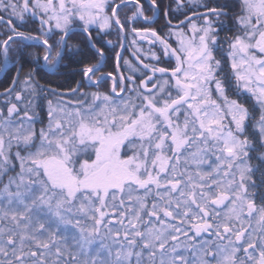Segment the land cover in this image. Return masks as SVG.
Listing matches in <instances>:
<instances>
[{
	"label": "snow or ice",
	"instance_id": "snow-or-ice-1",
	"mask_svg": "<svg viewBox=\"0 0 264 264\" xmlns=\"http://www.w3.org/2000/svg\"><path fill=\"white\" fill-rule=\"evenodd\" d=\"M148 4L0 0V264H264V0ZM82 44L81 80L41 83Z\"/></svg>",
	"mask_w": 264,
	"mask_h": 264
},
{
	"label": "trees",
	"instance_id": "trees-1",
	"mask_svg": "<svg viewBox=\"0 0 264 264\" xmlns=\"http://www.w3.org/2000/svg\"><path fill=\"white\" fill-rule=\"evenodd\" d=\"M169 3L168 0H165L164 4ZM127 9H124L121 12V16L123 17L125 14H127ZM31 30L35 34L36 28L38 27L37 24H33L30 26ZM23 30V29H22ZM115 31L112 32V38L110 35H108V39L111 41H115L116 44L119 43V38H113V35H115ZM115 37V36H114ZM3 32L2 29H0V39H3ZM106 36H102V38L99 39V42L97 44V47H105L104 46V40ZM83 38L79 35H76L73 37V43L76 42H81L82 43ZM83 53L80 56L76 55H66L64 61L58 66V69L54 73H48L45 70L40 73V79L41 83L49 84L54 88L64 90L66 87L74 86L76 81H79L82 79V76L80 74V70L83 67L84 64L87 63H95L99 57H96L93 55L94 51L88 48L86 45H83ZM119 47L117 46L115 49L112 48L113 53L111 54V57L104 63V66L102 68V71L105 72L106 69H110L114 67V52L117 51ZM28 51L36 53L42 57L43 55V49L42 47L39 46L37 43L36 46L31 47L28 49ZM110 56V55H109ZM113 57V58H112ZM83 59V64L78 63L79 60ZM3 58L0 56V62H2ZM42 59L40 60L41 63ZM10 66L7 67L6 70H4V74L1 75L0 71V91H2L4 88L8 87L11 83L12 77L15 75V65L14 63L10 60ZM108 65V66H107ZM32 64H26L25 66V71L28 70V67H31ZM107 66V67H106ZM43 103V102H42ZM42 105V104H41ZM43 109V105H42Z\"/></svg>",
	"mask_w": 264,
	"mask_h": 264
},
{
	"label": "flooded vegetation",
	"instance_id": "flooded-vegetation-1",
	"mask_svg": "<svg viewBox=\"0 0 264 264\" xmlns=\"http://www.w3.org/2000/svg\"><path fill=\"white\" fill-rule=\"evenodd\" d=\"M169 1V3L171 2V0H168ZM160 2H161V4H163V5H167V4H169V3H167V4H164V2H165V0H160ZM141 3H143L144 4V7H145V12H146V14H148V15H151V12L148 10L149 9V4H148V0H141ZM127 14L128 15H130L131 14V10L130 9H127ZM181 18H183V17H181ZM164 24V17H163V15L161 14L158 18H157V21H156V23H154L152 26L153 27H157V28H159L161 25H163ZM143 25V22L141 21V22H138L137 23V27H140V26H142ZM108 35H106V38H105V40H104V50H105V53H106V55H105V57L103 58V60H102V62H101V64H102V68H103V66H104V63H106V61L108 60V62H109V59H110V57H111V54L113 53V51H112V46L111 45H108L107 44V41H109V39H108ZM110 37H112V35H110ZM131 39H132V36H131V34L129 33V34H127L126 35V38H125V40H124V44H125V49L123 50V52H122V57L124 58V59H127V60H129L133 65H135L136 67H140V65L139 64H137L136 62H135V59L134 58H136L135 56H133V54H132V50H133V48H132V45H131ZM113 42L116 44V42L113 40ZM173 42V46H175V41L173 40L172 41ZM138 46L139 47H141V48H143L144 49V51L146 52L147 51V49L149 48V44L146 42V41H139L138 42ZM91 50H93V49H91ZM158 52H159V48L157 47V49H156ZM94 51V50H93ZM117 51H120V49L118 48V50ZM110 55V56H109ZM217 56L219 57V53H217ZM108 57H109V59H108ZM113 58V57H112ZM145 62H152V61H149V60H146ZM41 63H43V61H41ZM172 63H174V61L172 62ZM59 66V65H58ZM108 66V65H107ZM106 66V67H107ZM57 69H58V67H57ZM129 68H128V66L127 65H124V63H123V60H121V67H120V72L121 73H123L125 76H128V75H134V76H136L137 77V79H139V77H140V73L139 72H136V73H133V72H130L129 70H128ZM46 72H48V73H54V72H49V71H47V70H45ZM107 72H113L114 74H116V68H115V58H114V67L113 68H110V69H106L105 70V73H107ZM110 87H111V80L110 79H107L106 80V82L105 83H103L102 84V86H101V90L102 91H108L109 89H110ZM68 87H66V89H67ZM92 90H95V89H92ZM3 91V90H2ZM2 91H0V92H2ZM49 98H51V97H49ZM43 102V103H42ZM0 103H1V106L0 107H3V103H4V97L3 96H0ZM41 104L43 105V107L46 105V101H41ZM45 119H46V116H45Z\"/></svg>",
	"mask_w": 264,
	"mask_h": 264
},
{
	"label": "rangeland",
	"instance_id": "rangeland-1",
	"mask_svg": "<svg viewBox=\"0 0 264 264\" xmlns=\"http://www.w3.org/2000/svg\"><path fill=\"white\" fill-rule=\"evenodd\" d=\"M115 36V37H114ZM112 38V37H111ZM113 38H119L116 34L115 35H113ZM118 45V44H117ZM118 50V49H117ZM10 66V62H9V64H8V67ZM129 70V69H128ZM130 72H131V70H129ZM1 75H3L4 74V71H1ZM0 106H1V103H0Z\"/></svg>",
	"mask_w": 264,
	"mask_h": 264
},
{
	"label": "water",
	"instance_id": "water-1",
	"mask_svg": "<svg viewBox=\"0 0 264 264\" xmlns=\"http://www.w3.org/2000/svg\"><path fill=\"white\" fill-rule=\"evenodd\" d=\"M134 59H135V62H136L137 64H139L138 61H137V59H136V58H134Z\"/></svg>",
	"mask_w": 264,
	"mask_h": 264
}]
</instances>
